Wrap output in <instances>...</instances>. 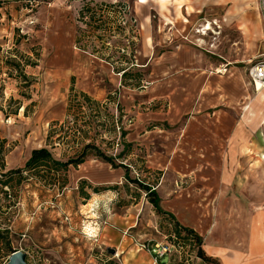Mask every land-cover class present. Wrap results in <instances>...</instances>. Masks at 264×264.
I'll return each mask as SVG.
<instances>
[{
  "label": "rangeland",
  "instance_id": "rangeland-1",
  "mask_svg": "<svg viewBox=\"0 0 264 264\" xmlns=\"http://www.w3.org/2000/svg\"><path fill=\"white\" fill-rule=\"evenodd\" d=\"M157 1L148 0L146 4H136L135 0H0V167L4 166L7 158L16 161L24 157L26 150L31 148L45 147L50 150L54 159L64 162L76 157L83 145L92 143L112 156L117 163L130 165L129 175L132 179L154 187L160 183L162 173L159 171L152 173L151 177L145 174L142 164L145 154L138 150L142 147H137L132 157L124 154L118 156L123 150H127V140L120 138V133L134 122V115L131 114L126 118L121 116L119 121L120 111L125 109L126 103L132 101V98L128 100L124 94L133 95L135 103L141 102L145 98L141 91H147L155 81L148 78V68H140L144 62L141 38L147 32L141 22L143 18L150 17L152 27H155ZM87 4L101 21L107 23L103 28L96 29L98 22L89 20L87 14L79 15V11ZM259 4L264 24V0H260ZM122 17L127 20L125 26L119 23ZM202 28L197 25L193 31ZM228 38L227 43L231 46L238 41L239 36L230 31ZM76 40L80 41L79 44H76ZM203 43L204 41L198 44L204 45ZM153 45L154 54L163 50L156 48V39L153 40ZM122 50L130 53V56L122 53ZM240 51L234 49L231 53L236 58ZM97 52L111 56L114 67L118 69L131 68L133 73L144 74L139 84L146 88L123 86L121 80L119 83L120 73L111 76L118 79V82H109L102 68L104 60L92 54ZM121 56L126 58L127 63L117 60ZM24 58L36 63V66L24 68L23 72L28 79L26 82L5 65L6 59L20 63ZM252 65L254 64L236 70L234 74L227 69L223 74L215 72L216 69L210 71L214 85H218L213 92V104L201 115L197 114L196 120L188 115L176 123L166 125L150 122L145 126L150 138L146 143L156 146L170 144L172 149L183 145L187 154L198 160L203 158L205 153L202 150L206 144L213 147L212 154L220 155L221 146L227 142L228 135L230 137L237 129L244 130V139H240L245 151L244 164L243 167L232 169L231 175L236 177L229 183L228 191L221 182L224 169H190L183 166L180 160L172 161L171 177L159 187L163 201L170 195L169 188L175 189L177 195H186V191L194 190L198 200L192 203L204 210L203 213L199 210L187 211L184 209L183 199H179L176 201V208H181L182 212L178 218L184 223L198 226V232L204 239L205 230L214 226V222L211 219L205 223L203 214L217 217L215 226L225 230L227 245L235 249H246V245L252 242L250 237L252 238L253 233L248 229L256 223L260 226V243L264 245V148L260 142L264 137V107L260 110V125L258 120L256 127L254 123L243 125L245 121L231 113L235 112V108H229L221 98L225 95L226 101L227 98L237 96L253 97L254 90L250 85L252 80L248 74ZM97 77L104 79L98 82ZM219 77L224 79L223 86H220L219 80L215 81ZM81 83L104 88L108 92L104 101L86 102L71 95L70 87ZM127 83L133 82L128 80ZM254 145H260V157L258 154L254 155ZM255 150L257 151V147ZM180 154L177 151L171 155ZM259 159L260 164H255L254 160ZM191 170H195L196 176L188 177L187 171ZM121 172L123 173L119 172L117 175L118 172L108 164L90 156L83 164L76 168L69 167L67 171L50 172L47 168H39L35 172L24 173V179L20 183L14 177L9 187L0 186L1 224H7V220L12 222L14 218L25 214L32 216V213H37L40 219L38 224L47 223L59 234L61 230L63 234L60 235V242L73 246L82 236L79 231L81 214L78 210L82 204L97 195V207L99 204L100 210L97 217L101 227L108 225L112 216L115 219L113 226L125 230L126 237L142 244L147 253L156 244L168 243L177 250L170 254V259L175 260L173 264L184 260L188 264L194 263L192 258L196 255V248L175 237L171 222L164 216L156 215L144 193L134 184L127 183L123 177L125 172ZM82 175H85L84 179L73 181ZM258 178L259 192L255 193L254 198L253 187L256 188V183L253 182ZM66 180L67 186L64 185ZM80 187L88 195L87 199L81 195ZM93 188L98 189V192H94ZM221 190L228 193L225 196L227 200H209L210 197L205 195L207 192L209 195L220 193ZM205 203H208V208L203 209L202 205ZM5 212L7 215H2ZM258 213L262 215L261 220L255 217ZM22 239L20 235H15L14 246L11 247L30 251L31 264H40L34 257L36 253H41L39 245L28 239L21 241ZM98 251L100 259L110 264L106 261L111 251ZM2 256L3 252L0 251V264ZM178 257L181 259L178 260ZM50 264L56 263L51 260Z\"/></svg>",
  "mask_w": 264,
  "mask_h": 264
},
{
  "label": "crops",
  "instance_id": "crops-1",
  "mask_svg": "<svg viewBox=\"0 0 264 264\" xmlns=\"http://www.w3.org/2000/svg\"><path fill=\"white\" fill-rule=\"evenodd\" d=\"M259 1L199 0V5H197V0H158L155 27H152L150 17L143 18L141 22L147 32L141 38V53L144 62L140 68H148V78L155 79V81L147 91H141L145 97L141 102L135 103L133 95L124 94L128 100L132 98V101L126 103L125 109L120 111L123 115L119 113V120L121 116L126 118L130 114L134 115L133 124L125 129L126 135L123 139L127 140L125 141L127 150L124 156L132 157L136 148L142 147L138 150L143 151L145 154L142 163L144 170H146L145 174L151 177L155 171L162 173L161 184L153 186L158 194L160 207L163 211L172 214L181 226L192 229L201 239L203 238L202 234L198 232L199 227L192 223H184L185 221L179 219L178 216L182 210L176 208V201L183 199L184 209L193 212L199 210L200 213H203L204 210L198 209L196 204L192 203V201L198 200L197 193L194 190H188L186 195H177L175 189L170 190L169 188L170 195L166 201H163L159 187L163 182L165 183L169 176L171 177L172 161L180 160L183 166L190 169L197 167L224 169L221 182L228 191L229 183H232L233 178L236 177L231 175V173L233 174L232 169L243 167L244 164L245 151L243 150V144L240 142V139L241 141L244 139V130L237 129L236 133L231 134L230 137L228 135L227 142L221 146L220 155L212 154L213 147L206 144L202 150L205 154L202 155V159L198 160L196 157L187 154V150L183 145H178V149L176 147L172 149L170 144L156 146L155 144H148L149 142L146 143V140L149 141L150 138L147 136L149 132L145 131V126L150 122L166 125L176 123L188 115H191V119L196 120L197 114L201 115L213 104V92L218 85H214L210 71L225 66L228 72L234 74L236 70L244 69L264 54V24L260 14ZM147 2L148 0H135L136 4H146ZM130 3L129 9L131 10ZM202 13L203 16H201ZM197 25L203 28L193 31ZM230 31L239 36L238 41L233 42L231 46L227 43L229 42L228 34ZM154 39H156L158 45L156 48L163 49L158 54H154ZM203 41L204 45L198 44ZM234 49L241 50L236 58L231 53ZM102 62L104 64L102 68L106 74L105 78L109 82H118V79L111 77L112 75L116 76L113 68L115 63L105 60ZM120 77L121 75H119V83ZM219 78H216L215 81L219 80L220 86H223L224 79ZM103 79L97 77L98 82L103 81ZM250 85L254 90L252 81ZM74 89L83 92L92 101L95 100L94 102L104 101L108 94L106 90H103L104 88L92 87L87 83L76 84ZM221 98L222 102L226 103L229 108H235V112L232 111L231 113L236 118L239 117L241 121H245L243 125L254 123L255 126L256 120L260 125V110L264 107V89L261 94L254 90L253 97L237 96L227 98L226 101L225 95ZM119 104L122 106V103L119 102ZM224 114L227 115L228 112H224ZM254 126L253 128L256 127ZM260 142L264 148V137ZM256 147L257 151L255 150ZM253 149L254 155L260 154V145H254ZM32 150V148L26 150L24 157L16 161L7 158L4 161V169H0V174L11 168L23 167L30 154H32ZM177 151L181 152L179 156L171 155ZM10 154L8 157L11 156ZM260 160H254V163H259ZM127 166L130 173L131 167L130 165ZM113 170L118 172L117 175L124 171L121 168ZM88 174L90 177L92 176L90 173ZM187 174H189L188 177L191 175L196 176L195 170L187 171ZM82 176L75 178L73 181L84 179L85 175ZM66 183L67 180L64 185ZM253 183H256V188L253 187L255 198V193L259 192V178ZM227 194L221 190L220 193L214 192L209 195L207 192L205 195L207 198L210 197L209 200H227L225 197ZM94 196L89 202L82 204L78 210L81 214L79 231L82 236L79 237L81 239L80 241L77 240L76 245L70 246L68 243H61L60 235L63 234L62 231L60 230L61 234H59L47 223L45 225L38 224L40 219L37 213H32V216L25 214L16 217L12 222L7 220V224H1L0 220V230L7 229L9 231L11 246H14L13 239L15 235H20L23 238L21 241L28 239L38 244L41 253H36L34 257L40 264H50L51 260H54L56 264H106L105 261L100 259L101 255H99L98 250L102 249L111 251L106 261H109L110 264L174 263L175 260H171L170 255L162 258L159 261L160 263H156L153 257L144 250L142 244L128 236L126 237L125 230L116 229L113 226V220L115 219L112 216L110 217L112 222L110 221L108 225L101 227L97 217L98 214L100 215L99 204L97 207L98 199H96L97 195ZM97 198L99 197L97 196ZM221 204L223 205V203ZM202 207L203 209L208 208V203H205ZM2 215H7V212ZM203 216H205V223H208L211 219L214 222V226L205 230L204 239L202 240L201 248L207 256L214 258L218 264H264V245L260 243V226L257 223L251 225L248 229L249 232L253 233L252 238L250 237L252 242L246 245V249H238L237 247L235 249L227 245L225 230L215 226L217 217L214 218L210 214H203ZM255 217L261 220L262 215L258 213ZM93 250L96 252L92 253ZM15 251L25 253L27 263L31 264L32 255L30 254L32 253L30 251L22 248L15 249ZM8 257L2 256V264L7 262ZM180 259L181 257H178V260ZM193 260L194 263L192 262V264H205L196 255L192 258ZM182 263L188 264L186 260Z\"/></svg>",
  "mask_w": 264,
  "mask_h": 264
},
{
  "label": "trees",
  "instance_id": "trees-1",
  "mask_svg": "<svg viewBox=\"0 0 264 264\" xmlns=\"http://www.w3.org/2000/svg\"><path fill=\"white\" fill-rule=\"evenodd\" d=\"M88 15L89 20H93L94 22H98L97 28L100 29L103 28L107 23L105 21H101L99 19V16L93 11V9L90 7L89 4L85 5L80 11L79 15ZM98 17V19H96ZM79 40H76V44H79ZM94 52V51H93ZM93 55L97 56L100 59H103L105 61H111L112 62V57L109 55H105L103 52H97V53H92ZM21 58V56H20ZM23 59V58H22ZM21 59V60H22ZM24 60H26L24 58ZM21 61L20 63H14L11 61V59H6L5 65L6 68L10 71H15L18 76L23 79L25 82L27 79L26 75L24 74L23 70L26 66H36V63H31L30 61ZM119 61L126 60L124 56L118 57ZM127 61V60H126ZM125 61V62H126ZM113 63V62H112ZM127 63V62H126ZM114 71L116 73L121 74V84L123 86H131L134 88H139L141 85L139 84L142 80V77L144 74L142 73H133L131 71V68H122L118 69L114 67ZM11 74V73H8ZM73 81V78L71 79ZM129 81L133 83H127ZM73 83V82H72ZM2 89V88H1ZM70 94L73 96H77L79 98H82L86 102H94L88 97L86 94L83 92H78L74 89L73 85L70 87ZM78 99V98H77ZM120 121V120H119ZM126 135L125 131H122L120 133V138H124ZM125 151L123 150L118 156H121ZM32 154H30L29 159L25 162L24 166L22 168H15V169H10L7 170L6 172L0 174V186L2 187H9L10 184L13 182L14 177H17L18 183H20L24 177V173H31L37 171L39 168H47L48 171H67L69 167H78L79 165L83 164L86 159L90 156L93 158H97V160H100L101 162L108 164L111 166L112 170L113 169H118L121 168L124 170V179L127 183L129 184H134L140 191L144 193V196L147 200V202L152 206L153 211L156 215L158 216H164L166 217L172 224L173 227V233L176 238L184 240L189 242L191 245H193L196 248V257H198L202 262L205 264H218L217 261L212 258L207 256L202 248V240L201 237L196 234L192 229L186 228L181 226L175 219V217L162 210L160 207V200L158 197V194L156 192V189H154L153 186L146 184L144 182H140L137 179H132L129 175V168L127 165L123 164L122 162L117 163L115 159L112 156L107 155L103 150H101L99 147L95 146L92 143H87L82 146V148L79 151V154L74 157V158H69L68 160L61 162L56 159H54L52 153L50 152L49 149L47 148H39V149H33L31 151ZM0 169H4V166L1 165ZM80 193L82 196H84L85 199L88 198V195H86L83 192L82 187L79 188ZM94 192H98V189L93 188L92 189ZM0 243L1 247L0 251L3 252V257H8L10 256L15 250L11 247L10 244V239H9V231L7 229L0 230ZM158 263H160L158 261ZM177 264H183L182 262H179Z\"/></svg>",
  "mask_w": 264,
  "mask_h": 264
},
{
  "label": "built area",
  "instance_id": "built-area-1",
  "mask_svg": "<svg viewBox=\"0 0 264 264\" xmlns=\"http://www.w3.org/2000/svg\"><path fill=\"white\" fill-rule=\"evenodd\" d=\"M123 26L126 25L127 20L125 17H122L119 21ZM129 44V42H127ZM131 45V44H129ZM122 53H127L122 50ZM128 56H130V53H127ZM254 65L251 66L249 69V77L252 80L253 85L256 88V82H260L262 85V89H264V54L253 63ZM215 72H218L220 74H223L226 72V67L222 66L219 69H216ZM146 87L144 85L140 86V89H145ZM119 129V127L117 128ZM149 254L152 255L154 261L157 263L160 261L162 258H164L167 255H170L172 252H177L174 246L168 243H163V244H156L153 246L150 250H148Z\"/></svg>",
  "mask_w": 264,
  "mask_h": 264
},
{
  "label": "water",
  "instance_id": "water-1",
  "mask_svg": "<svg viewBox=\"0 0 264 264\" xmlns=\"http://www.w3.org/2000/svg\"><path fill=\"white\" fill-rule=\"evenodd\" d=\"M5 264H28L26 261V254L22 251H15L8 257Z\"/></svg>",
  "mask_w": 264,
  "mask_h": 264
},
{
  "label": "bare ground",
  "instance_id": "bare-ground-1",
  "mask_svg": "<svg viewBox=\"0 0 264 264\" xmlns=\"http://www.w3.org/2000/svg\"><path fill=\"white\" fill-rule=\"evenodd\" d=\"M262 87V85L260 84V82H256V88H255V86H254V90L256 91V92H259L260 94H261V92L263 91V89L261 88Z\"/></svg>",
  "mask_w": 264,
  "mask_h": 264
}]
</instances>
